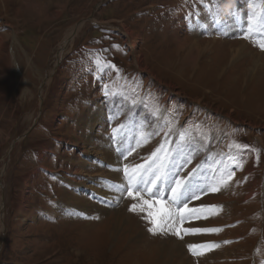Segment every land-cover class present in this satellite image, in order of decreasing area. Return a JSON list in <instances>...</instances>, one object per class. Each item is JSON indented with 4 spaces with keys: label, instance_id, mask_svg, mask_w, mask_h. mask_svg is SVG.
Instances as JSON below:
<instances>
[{
    "label": "rangeland",
    "instance_id": "rangeland-1",
    "mask_svg": "<svg viewBox=\"0 0 264 264\" xmlns=\"http://www.w3.org/2000/svg\"><path fill=\"white\" fill-rule=\"evenodd\" d=\"M177 1L0 0V264H264V0ZM160 145L175 204L127 194ZM140 197L219 231L150 233Z\"/></svg>",
    "mask_w": 264,
    "mask_h": 264
},
{
    "label": "snow or ice",
    "instance_id": "snow-or-ice-1",
    "mask_svg": "<svg viewBox=\"0 0 264 264\" xmlns=\"http://www.w3.org/2000/svg\"><path fill=\"white\" fill-rule=\"evenodd\" d=\"M250 7H254V5L250 4ZM249 19L251 20L252 17L250 16ZM245 38H248L247 34H245ZM259 47L264 50V43H260ZM97 63H99V60H97ZM114 67V66H112ZM117 129H113V133H115ZM183 133L181 134V138H183ZM139 146V145H138ZM236 147H241V145H236ZM244 148H247V145H243ZM163 153V155H161ZM169 156V153L164 150L163 145H160L157 149H155L150 157L148 163V166L146 167L145 164H139L135 165L131 171L129 169L128 165L124 166V173L126 178L128 179V185H127V194L129 196H133V190L134 188L137 190L135 192V196H140V189L141 185L144 186V190H146L149 194L155 196L157 195V191H154L153 189H158L159 184L162 180H167L169 183L174 179L175 184L171 187V197L169 198L172 203H176L181 200V197L184 196V193L187 191L186 187V179L187 178H179L175 177L169 174L168 171V164H167V157ZM190 162V161H189ZM234 162H236L234 160ZM238 163V162H236ZM242 166V165H240ZM195 170H193L194 172ZM150 172V176L148 180H145V173ZM189 176L192 175V173L188 174ZM227 179H231V176H228ZM222 182H225L222 180ZM151 185L152 187H149ZM124 186H121L123 189ZM212 191H217V188H212ZM135 198V197H134ZM141 203L140 204H133L129 206V211H137L139 209L140 211L145 210V205H147L148 211L147 216L144 218L148 220V222L152 225L148 228V231L150 233L156 234L157 232H161L164 234H167L170 231H173L175 229L174 234L183 239V236L181 235V231L184 233L189 232H214L219 231V229L214 228H179L176 226V220L179 219L180 224L183 223L184 220V214H195L198 213V209H189L188 206L185 204L183 209H170L168 207H165L163 204H161L160 201H156V207L154 210L153 205L146 200H143V197H140ZM193 199H198L195 195H193ZM215 207V206H212ZM228 241H225L227 243ZM204 247L203 245H188V249L190 252H192L193 255H199L202 253H198L196 251H193L194 248H201Z\"/></svg>",
    "mask_w": 264,
    "mask_h": 264
},
{
    "label": "bare ground",
    "instance_id": "bare-ground-1",
    "mask_svg": "<svg viewBox=\"0 0 264 264\" xmlns=\"http://www.w3.org/2000/svg\"><path fill=\"white\" fill-rule=\"evenodd\" d=\"M177 1V0H176ZM178 2V1H177ZM126 32H128L127 30H126ZM72 35H74V33H70V35H68L67 34V36H66V38L65 39H67V37H69L70 39H71V37H72ZM184 36L185 35H179V34H175V37L176 38H178V39H181V43L184 41L183 39H184ZM15 37V36H14ZM65 39H64V41H63V46L62 47H64L67 43H66V41H65ZM70 43V42H69ZM61 44V45H62ZM16 46V45H15ZM194 49V48H193ZM58 57V56H57ZM135 57V56H134ZM7 62V61H6ZM18 67H19V65H18ZM10 70V69H9ZM23 71V70H22ZM21 71V72H22ZM46 82V81H45ZM44 82V83H45ZM32 87V86H31ZM30 87V88H31ZM29 89V88H28ZM33 89V88H32ZM42 93V92H41ZM28 95V94H27ZM31 102V101H30ZM45 106V105H44ZM27 120V119H26ZM135 154V153H134ZM132 156H130V157H128V158H131ZM136 159V158H135ZM130 160V159H129ZM144 161V160H143ZM125 162H127V161H125ZM143 163V162H142ZM147 164V163H146ZM117 167L119 166L118 164L116 165ZM115 172V174H119L118 173V171L116 170V171H114ZM149 174H150V172H146L145 173V179H147L148 178V176H149ZM114 175V174H113ZM212 184L210 185V189H209V192H212V188H217L218 187V189L220 188V183H219V181H220V178L218 177V176H214V178H212ZM254 182H253V184H252V189H251V191L252 190H255L256 191V189H257V187H258V184H259V179H258V177L255 179V180H253ZM248 182H249V180H248ZM149 187H152V186H149ZM145 193V192H144ZM160 193V196L161 195H163L162 194V191L161 192H159ZM168 193H169V190H168ZM150 195V194H149ZM171 195H172V193L170 192V197H171ZM1 196V195H0ZM185 196V195H184ZM193 196V195H192ZM169 197V198H170ZM144 199V198H143ZM182 199V198H181ZM170 200V199H169ZM192 200H194L193 198H192ZM80 201H81V198H80ZM171 201V200H170ZM181 201V200H180ZM179 201V202H180ZM189 201V200H188ZM177 203V202H176ZM202 206V205H201ZM91 208V207H90ZM170 209H172L171 207H169ZM202 212L203 211V207H201V209L199 208V211H198V213L199 212ZM188 215H189V213H187ZM185 215V214H184ZM187 215V216H188ZM193 221V220H192ZM197 221V220H196ZM191 224V223H190ZM190 227L191 228H197L198 227V222H195V223H193V224H191L190 225ZM195 233V232H194ZM190 238V237H189ZM202 236L201 235H199V234H195L194 236H193V238H192V241H194L195 240V242H194V246L195 245H204L201 241H202ZM205 239V238H204ZM167 242H168V245H167V247L169 248H171V249H173V250H171L170 252H172V251H174V252H179L180 251V249H181V241L179 240V239H176L175 237H171V238H169L168 240H167ZM206 245V244H205ZM188 247V246H187ZM204 247H206V246H204ZM201 249H203L202 247L201 248H197V252H201L200 250ZM204 251V250H203Z\"/></svg>",
    "mask_w": 264,
    "mask_h": 264
}]
</instances>
